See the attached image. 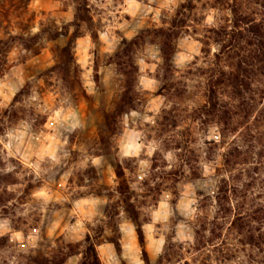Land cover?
Listing matches in <instances>:
<instances>
[{
	"label": "trees",
	"instance_id": "trees-1",
	"mask_svg": "<svg viewBox=\"0 0 264 264\" xmlns=\"http://www.w3.org/2000/svg\"><path fill=\"white\" fill-rule=\"evenodd\" d=\"M30 1L0 0L3 36L0 38V77L10 68L12 49L20 46L33 55L39 52L37 45L44 31L32 34L34 17L29 16ZM207 11L217 16L199 39L201 57L188 67L180 78L183 81L163 86L167 105L150 127L159 147L150 159L148 178L141 183L143 193L137 195L128 187L124 176L127 168L123 165L128 166L129 161L123 164L116 161L115 192L128 219L135 224L143 264H264V0H181L163 27L146 29L129 41L123 40L122 48L110 58L120 85L116 101L110 110L101 114L97 151L102 154L97 152L95 156L109 154L113 148L110 142L119 133L121 118L136 111L143 101L137 86V48L152 35L162 59L161 70L166 77H174L171 61L177 42L194 29L192 25L197 26L206 19ZM89 12L87 1L78 0L72 34L68 37L67 32L59 30L48 33L51 40L60 37L68 40L55 51V65L39 75L44 85H51L52 75L68 77L76 71L73 54L76 40L83 36L84 30L92 39L96 37L90 29L93 22ZM199 60L202 65L198 64ZM195 75L202 78L195 87L200 88L195 96L198 100L193 106L185 105L181 99L188 94V77ZM31 93V86L26 84L7 108L0 107V137L20 121L26 120L36 131L44 126L47 115L29 102ZM174 98L181 102L174 103ZM211 126L216 128L219 141H204L205 150L200 151L196 135ZM214 151H221V162L215 168V191L198 201L193 241L186 245L168 241L156 262L151 263L143 248L141 214L136 207L154 208L164 189L176 195V185L182 177L199 178L200 154L210 161ZM166 154L173 155V165L165 161ZM40 185V180L20 161L0 153V217L9 219L16 231L35 229L38 216L24 212ZM139 197L141 202L136 200ZM132 198L137 205L132 203ZM109 211L107 218L112 216ZM115 234L104 241L118 250L119 234L117 231ZM100 237L86 234L82 244L77 245L82 250L76 253L71 246L62 245L52 257L40 253L17 255L15 264H65L76 254L81 256L80 264H101L97 254V247L102 244ZM7 244L8 239L0 238V254L6 251ZM0 264H8L1 255Z\"/></svg>",
	"mask_w": 264,
	"mask_h": 264
},
{
	"label": "rangeland",
	"instance_id": "rangeland-1",
	"mask_svg": "<svg viewBox=\"0 0 264 264\" xmlns=\"http://www.w3.org/2000/svg\"><path fill=\"white\" fill-rule=\"evenodd\" d=\"M77 1L31 0L28 10L29 16L34 17L32 34L44 31L37 45L39 52L33 55L20 46L12 49L10 68L0 77V107L7 108L15 94L29 84L32 88L29 102L47 115L44 126L37 131L25 120L0 137V153L5 158L20 161L41 182L24 212L38 216L35 229L16 231L9 219L0 217V238L8 239V247L0 255L8 264H15L17 255L55 256L62 245L71 246L76 253L82 250V247L77 249V245L82 244L86 234L101 236L98 240L102 244L97 247L101 264H143L135 224L128 219L115 192L116 161L122 164L129 161L128 166L123 165L127 168L124 176L128 187L137 195L143 193L141 183L148 178L150 159L159 147L150 127L167 105L163 86L183 81L180 78L188 67L201 57L199 39L217 16L213 11L205 12L206 19L197 26L192 25L194 29L178 40L171 61L172 78L161 70L156 39L152 35L145 38L135 54L137 86L143 101L136 111L121 118L120 130L110 142L113 148L109 154L97 157V152L102 154L97 151L101 114L110 110L116 101L120 85V77L110 58L122 48L123 40L129 41L146 29L163 27V22L174 14L181 0H86L93 22L90 29L96 37L92 39L84 30L73 50L76 71L68 77L52 75L51 85L46 86L39 75L55 65V51L65 46L72 34ZM56 30L67 32L68 37L49 39L48 33ZM198 64L202 65V60ZM188 78V94L181 100L193 106L200 90L195 87L202 78L198 75ZM172 101L181 102L175 98ZM196 138L200 151L205 150L204 141H219L213 126L199 131ZM220 155L221 151H214L207 161L201 153L199 178L182 177L176 185V195L164 189L152 209L136 207L141 214L143 248L151 263L156 262L168 241L183 245L193 241L198 201L202 196H212L215 191V168L221 162ZM165 161L173 165V155L166 154ZM133 199L136 205L137 201H142L140 197L136 202ZM107 209L112 213L110 218H107ZM143 219L148 221L144 223ZM116 231L118 250L104 241L114 237ZM80 261L81 256L76 254L65 264H80Z\"/></svg>",
	"mask_w": 264,
	"mask_h": 264
}]
</instances>
